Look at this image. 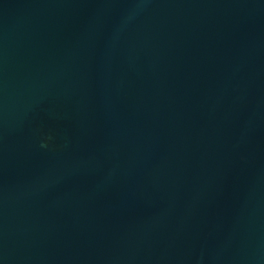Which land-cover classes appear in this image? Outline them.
Wrapping results in <instances>:
<instances>
[{"label":"water","instance_id":"1","mask_svg":"<svg viewBox=\"0 0 264 264\" xmlns=\"http://www.w3.org/2000/svg\"><path fill=\"white\" fill-rule=\"evenodd\" d=\"M0 264H264V0H0Z\"/></svg>","mask_w":264,"mask_h":264}]
</instances>
